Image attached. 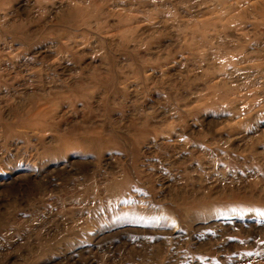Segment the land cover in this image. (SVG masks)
I'll use <instances>...</instances> for the list:
<instances>
[{
  "label": "rangeland",
  "instance_id": "374dc122",
  "mask_svg": "<svg viewBox=\"0 0 264 264\" xmlns=\"http://www.w3.org/2000/svg\"><path fill=\"white\" fill-rule=\"evenodd\" d=\"M0 264H264V0H0Z\"/></svg>",
  "mask_w": 264,
  "mask_h": 264
}]
</instances>
